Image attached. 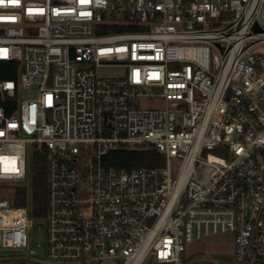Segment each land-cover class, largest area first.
Instances as JSON below:
<instances>
[{
    "label": "built area",
    "instance_id": "built-area-1",
    "mask_svg": "<svg viewBox=\"0 0 264 264\" xmlns=\"http://www.w3.org/2000/svg\"><path fill=\"white\" fill-rule=\"evenodd\" d=\"M0 61L19 63L0 79V248L33 238V264H215L189 247L230 233L231 264H264V0H2ZM143 148L164 163H102Z\"/></svg>",
    "mask_w": 264,
    "mask_h": 264
},
{
    "label": "trees",
    "instance_id": "trees-1",
    "mask_svg": "<svg viewBox=\"0 0 264 264\" xmlns=\"http://www.w3.org/2000/svg\"><path fill=\"white\" fill-rule=\"evenodd\" d=\"M113 30H119L115 28ZM19 63L10 61H0V79H17ZM0 105L4 103L0 100ZM6 105V104H5ZM8 112L12 111L13 105L7 104ZM103 165L114 166L120 169L132 170L142 166L159 167L164 163L163 155L153 148L143 149H116L110 150L102 157ZM32 170V204L35 217H42L47 210V163L45 150L35 152L30 160ZM27 187L21 185L17 187L15 205H25L27 203ZM0 264H33L25 260L9 259Z\"/></svg>",
    "mask_w": 264,
    "mask_h": 264
},
{
    "label": "rangeland",
    "instance_id": "rangeland-1",
    "mask_svg": "<svg viewBox=\"0 0 264 264\" xmlns=\"http://www.w3.org/2000/svg\"><path fill=\"white\" fill-rule=\"evenodd\" d=\"M99 71L107 76H115L121 74L124 70L122 67L109 66L102 67L99 69ZM36 94V88H21L19 92V96L23 100L35 97ZM151 103L153 104L154 102H150L147 100H143L142 102L143 107L151 106ZM29 171L31 172L32 176L31 166H29ZM30 182L31 178L29 176L25 183H28L30 185ZM17 187V185H12L9 188V191H7L10 194L7 193V195L9 194L11 196L12 190L14 188L17 189ZM35 231L36 227L34 226V232ZM36 248L37 243L32 238L28 246L24 248H0V259H32L34 255L30 254V249ZM189 248L190 252L194 253L192 256V259L194 260L209 261L215 264H231L234 250L233 236L230 233L211 235L203 239L200 243L191 245Z\"/></svg>",
    "mask_w": 264,
    "mask_h": 264
},
{
    "label": "water",
    "instance_id": "water-1",
    "mask_svg": "<svg viewBox=\"0 0 264 264\" xmlns=\"http://www.w3.org/2000/svg\"><path fill=\"white\" fill-rule=\"evenodd\" d=\"M39 239H41V234H39ZM39 253H41V250H38ZM8 261V259H0V262Z\"/></svg>",
    "mask_w": 264,
    "mask_h": 264
},
{
    "label": "snow or ice",
    "instance_id": "snow-or-ice-1",
    "mask_svg": "<svg viewBox=\"0 0 264 264\" xmlns=\"http://www.w3.org/2000/svg\"><path fill=\"white\" fill-rule=\"evenodd\" d=\"M0 2H2V0H0ZM13 2H15V0H13ZM82 2H87V0H82Z\"/></svg>",
    "mask_w": 264,
    "mask_h": 264
}]
</instances>
